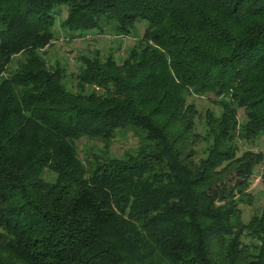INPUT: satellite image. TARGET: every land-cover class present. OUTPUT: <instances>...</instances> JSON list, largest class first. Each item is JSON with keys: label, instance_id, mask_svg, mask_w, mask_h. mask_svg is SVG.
<instances>
[{"label": "trees", "instance_id": "obj_1", "mask_svg": "<svg viewBox=\"0 0 264 264\" xmlns=\"http://www.w3.org/2000/svg\"><path fill=\"white\" fill-rule=\"evenodd\" d=\"M64 11L81 37L147 25L122 64L79 58L72 91L40 54ZM210 95L200 132L188 99ZM128 129L135 154L80 158ZM261 138L264 0H0V264H264V208L241 209L264 152L238 155Z\"/></svg>", "mask_w": 264, "mask_h": 264}, {"label": "rangeland", "instance_id": "obj_2", "mask_svg": "<svg viewBox=\"0 0 264 264\" xmlns=\"http://www.w3.org/2000/svg\"><path fill=\"white\" fill-rule=\"evenodd\" d=\"M67 13L64 11L55 24V37L44 49L40 50L41 56L51 68L61 67L66 72V85L72 90H77L78 79L77 75L80 71L79 58L82 56H93L99 54L100 57L106 58L113 54L116 61L122 64L129 56L130 51L134 47H138L140 39L145 31L147 22L137 24L129 36H119L114 30L115 23L105 25L104 32L89 31L81 37L73 31L66 30L62 27V21L66 18ZM23 56H17L13 59L10 69L17 67L18 60ZM188 103L194 104L199 111L197 118L198 130L203 131L202 118L207 111H212L216 115L222 111L218 99L213 96L206 97H190ZM239 121L243 122L246 115L243 110L238 113ZM146 134L141 130L128 129L120 131L116 138L106 144L104 141L94 140L90 138H82L77 141V151L81 159L93 161V155L110 156L115 159H123L128 154H135L142 144H146L143 140ZM143 144V145H144ZM206 145L201 143L197 149V158L204 156V149ZM264 152V138L259 139L255 144L244 140H239V156L246 151ZM45 178L49 181H54L56 175L49 170L45 171ZM253 202L251 204H242L243 221L249 225L252 217L260 216L264 208V162L259 165L252 181V186L248 190ZM244 242L252 241L253 239L244 236Z\"/></svg>", "mask_w": 264, "mask_h": 264}]
</instances>
